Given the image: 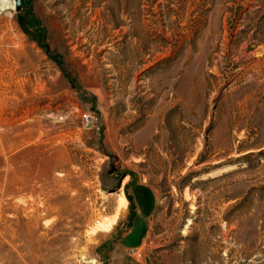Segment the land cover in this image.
<instances>
[{
    "label": "rangeland",
    "instance_id": "rangeland-1",
    "mask_svg": "<svg viewBox=\"0 0 264 264\" xmlns=\"http://www.w3.org/2000/svg\"><path fill=\"white\" fill-rule=\"evenodd\" d=\"M13 6L0 264H264V0Z\"/></svg>",
    "mask_w": 264,
    "mask_h": 264
},
{
    "label": "bare ground",
    "instance_id": "bare-ground-1",
    "mask_svg": "<svg viewBox=\"0 0 264 264\" xmlns=\"http://www.w3.org/2000/svg\"><path fill=\"white\" fill-rule=\"evenodd\" d=\"M115 195V194H114ZM113 195V196H114ZM118 204H119V208L120 209H124L125 207H126V205H127V202H126V199H125V197H124V195H123V193H119V195H118ZM114 225V222H112L111 224H107V225H105V227H104V231L105 232H107V231H109V229H110V227L111 226H113Z\"/></svg>",
    "mask_w": 264,
    "mask_h": 264
},
{
    "label": "water",
    "instance_id": "water-1",
    "mask_svg": "<svg viewBox=\"0 0 264 264\" xmlns=\"http://www.w3.org/2000/svg\"><path fill=\"white\" fill-rule=\"evenodd\" d=\"M13 7L16 12H20L22 9V0H13Z\"/></svg>",
    "mask_w": 264,
    "mask_h": 264
},
{
    "label": "built area",
    "instance_id": "built-area-1",
    "mask_svg": "<svg viewBox=\"0 0 264 264\" xmlns=\"http://www.w3.org/2000/svg\"><path fill=\"white\" fill-rule=\"evenodd\" d=\"M83 122H84L85 126L90 125L91 122H92V118L90 116H84L83 117Z\"/></svg>",
    "mask_w": 264,
    "mask_h": 264
},
{
    "label": "trees",
    "instance_id": "trees-1",
    "mask_svg": "<svg viewBox=\"0 0 264 264\" xmlns=\"http://www.w3.org/2000/svg\"><path fill=\"white\" fill-rule=\"evenodd\" d=\"M252 155V154H251ZM257 156H264V150L263 151H261V152H259L258 154H257ZM243 159H245V158H243ZM242 159V160H243Z\"/></svg>",
    "mask_w": 264,
    "mask_h": 264
}]
</instances>
